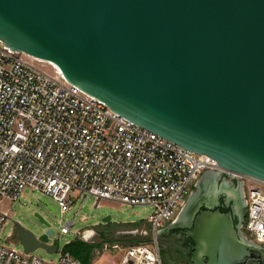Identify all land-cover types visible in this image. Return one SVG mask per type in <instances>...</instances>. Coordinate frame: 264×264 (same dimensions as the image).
Returning <instances> with one entry per match:
<instances>
[{
  "label": "water",
  "instance_id": "obj_1",
  "mask_svg": "<svg viewBox=\"0 0 264 264\" xmlns=\"http://www.w3.org/2000/svg\"><path fill=\"white\" fill-rule=\"evenodd\" d=\"M0 41L228 177L264 182V0H0ZM205 206L191 264H264L232 214ZM33 218L36 231L14 223L24 252L58 253Z\"/></svg>",
  "mask_w": 264,
  "mask_h": 264
},
{
  "label": "built area",
  "instance_id": "obj_2",
  "mask_svg": "<svg viewBox=\"0 0 264 264\" xmlns=\"http://www.w3.org/2000/svg\"><path fill=\"white\" fill-rule=\"evenodd\" d=\"M22 56L0 41V204L15 203L31 189L52 198L62 213L70 211L74 191L102 201L150 206L151 235L120 232L129 246L121 264H164L158 241L184 204L176 213L178 207L205 174L227 173L211 158L123 119L68 83L60 71L48 75ZM233 177L258 186L245 195L247 217L238 231L264 249V182ZM8 221L0 210V264H82L63 251L55 261H44L1 243ZM71 227L67 223L61 233L69 234ZM81 237L91 242L96 233L86 230ZM138 237L139 243L131 239Z\"/></svg>",
  "mask_w": 264,
  "mask_h": 264
},
{
  "label": "rangeland",
  "instance_id": "obj_3",
  "mask_svg": "<svg viewBox=\"0 0 264 264\" xmlns=\"http://www.w3.org/2000/svg\"><path fill=\"white\" fill-rule=\"evenodd\" d=\"M22 58L28 62H33L39 70L46 74L54 75L53 67L47 63L36 62L26 56H22ZM257 188L256 184L246 181V194ZM201 189L202 186L199 187L198 192ZM70 200L73 205L70 211L65 213H62L57 202L52 198L31 189H26L20 200L15 203L3 201L0 204V210L8 214L9 221L4 228L1 243H6L18 251H23V247L14 235V223L19 222L25 228L36 231L40 222L37 218H33V215L38 213L48 222L50 229L57 234L56 237L51 239V243L56 245L58 251V253L51 255L45 251L38 250L34 253L38 258L44 261H55L59 256V252L67 245L72 244L71 248L68 247V251L72 256L82 260V262L91 263L93 261V264H121L129 246L127 245L128 239L123 235H119L120 232L138 230L147 231L149 235L152 234L151 226L148 222L154 210L150 206H129L97 200L92 196H86L76 191L71 193ZM184 202L178 207L176 213L185 204ZM67 223H72V227L70 233L65 235L61 233V229ZM86 230H94L96 233V237L87 243L81 237ZM10 235L13 238L9 242H5V239ZM131 239L140 240L139 237ZM113 244H118L120 248L112 250L107 246ZM104 245L107 246L106 250ZM162 257L164 260V252H162ZM85 258L86 261L84 260ZM164 264H167L165 260Z\"/></svg>",
  "mask_w": 264,
  "mask_h": 264
},
{
  "label": "flooded vegetation",
  "instance_id": "obj_4",
  "mask_svg": "<svg viewBox=\"0 0 264 264\" xmlns=\"http://www.w3.org/2000/svg\"><path fill=\"white\" fill-rule=\"evenodd\" d=\"M201 186L203 190L200 193L203 192V194L200 202L188 211L186 218L177 219L174 224L176 229L169 231L167 228L159 238L161 256L164 252V260L167 264H191L188 253L193 242L187 238V234L193 230L195 219L206 211L207 203L214 207V211L227 210L225 214H232L236 226L246 221V193L245 184L242 181L234 177L230 178L225 174L209 172L201 178L196 192ZM189 199L184 205L188 203ZM14 235L16 236L15 233Z\"/></svg>",
  "mask_w": 264,
  "mask_h": 264
},
{
  "label": "bare ground",
  "instance_id": "obj_5",
  "mask_svg": "<svg viewBox=\"0 0 264 264\" xmlns=\"http://www.w3.org/2000/svg\"><path fill=\"white\" fill-rule=\"evenodd\" d=\"M34 61L41 62V63H47V62H43L40 60H34ZM47 64L52 66L54 70L60 71L53 64H50V63H47ZM200 191L193 193L191 198L189 199L188 203L186 204V206L185 207L183 206V209H182L180 215L178 216L179 220H183V218H186L188 211H190L191 208H193L195 205H197L198 202H200V200H201L200 198L202 197V194H203V193H200ZM87 236H90V234L88 233Z\"/></svg>",
  "mask_w": 264,
  "mask_h": 264
},
{
  "label": "trees",
  "instance_id": "obj_6",
  "mask_svg": "<svg viewBox=\"0 0 264 264\" xmlns=\"http://www.w3.org/2000/svg\"><path fill=\"white\" fill-rule=\"evenodd\" d=\"M225 211H227V210H222V211H220V212L225 214ZM135 242H136V243H139V242H141V240H135ZM71 246H72V244L67 245V247H65V248L63 249V252H64V253H69V254L71 255V253L68 251V247L71 248ZM71 256H72V255H71ZM72 257H74V258L77 259L76 256H72ZM77 260H78V259H77Z\"/></svg>",
  "mask_w": 264,
  "mask_h": 264
},
{
  "label": "crops",
  "instance_id": "obj_7",
  "mask_svg": "<svg viewBox=\"0 0 264 264\" xmlns=\"http://www.w3.org/2000/svg\"><path fill=\"white\" fill-rule=\"evenodd\" d=\"M198 186H199V183H198ZM198 186H197V188H198ZM196 190V189H195ZM195 190H194V192L193 193H195ZM201 190H203V188L201 189ZM180 215V214H179ZM63 251V250H62ZM82 264H93V261H91V263H89V262H87V263H85V262H82V260H80L79 258H77ZM85 261H86V258L84 259Z\"/></svg>",
  "mask_w": 264,
  "mask_h": 264
}]
</instances>
